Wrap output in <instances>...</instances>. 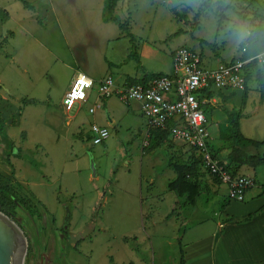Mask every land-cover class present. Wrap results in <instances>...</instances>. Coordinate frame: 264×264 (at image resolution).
<instances>
[{
    "label": "rangeland",
    "instance_id": "obj_1",
    "mask_svg": "<svg viewBox=\"0 0 264 264\" xmlns=\"http://www.w3.org/2000/svg\"><path fill=\"white\" fill-rule=\"evenodd\" d=\"M103 1L0 0L7 12L0 20V183L39 212L12 206L25 236L23 264H181L183 243L195 233L207 236L223 218L225 188L207 171L200 169L194 207L168 190L175 178L168 161L188 159L191 150L172 140L152 148L138 104L126 108L111 97L95 114L77 105L66 114L60 101L76 72L136 81L143 71L132 52L146 73L169 72L171 52L183 45L208 65L261 57L248 68L245 91H226L217 119L225 122L220 105L231 107L240 93V133L252 142L246 149L264 152V0H120L113 22L101 19ZM123 109H133L131 122L124 124ZM92 123L108 129L104 143H91ZM208 130L210 149L226 168L229 146L213 126ZM240 174L254 178L248 167ZM255 175L264 183V164ZM191 212L205 222L191 224ZM217 246L200 264H231L242 253L235 239Z\"/></svg>",
    "mask_w": 264,
    "mask_h": 264
},
{
    "label": "built area",
    "instance_id": "obj_2",
    "mask_svg": "<svg viewBox=\"0 0 264 264\" xmlns=\"http://www.w3.org/2000/svg\"><path fill=\"white\" fill-rule=\"evenodd\" d=\"M254 59L261 61V57ZM251 60L253 58L205 66L196 51L176 48L171 55L170 73L154 77L146 85H120L111 76L103 77L96 85L97 99L88 111L94 113L101 108L103 101L116 97L123 104H139L147 130L165 129L172 122L169 139L194 150L200 156L203 169L226 187L228 200L241 202L245 193L254 187L255 179L252 176L232 174L211 152L212 136L204 110L208 100L203 97L202 90L214 88L242 91L244 67ZM93 85L91 78L77 72L61 101L64 112L67 114L74 105L85 103ZM108 137L109 131L106 128L96 124L90 126L92 144H101Z\"/></svg>",
    "mask_w": 264,
    "mask_h": 264
},
{
    "label": "crops",
    "instance_id": "obj_3",
    "mask_svg": "<svg viewBox=\"0 0 264 264\" xmlns=\"http://www.w3.org/2000/svg\"><path fill=\"white\" fill-rule=\"evenodd\" d=\"M217 62H218V60H217ZM208 63H211V61ZM210 66H213V65H210ZM105 70L106 71L108 70L107 66H105ZM170 71H171V67H170ZM170 71L169 72H158V73H170ZM107 75H108V73H107ZM105 76H104V74L96 76V77L89 76L94 81V86H93L92 90L89 91V93H88L87 101L83 104L77 105L78 109H81L82 107L87 106V111H88V108L91 107L95 103V101L97 99L96 98L97 94H95L94 99L90 100L92 97V91L96 92L97 83ZM114 80L116 81V78H114ZM116 83L122 84L123 81H121V80L118 82L116 81ZM213 90L214 91L212 93V97L208 100L207 106L211 107L210 108L211 111L207 113V117L209 120V127L213 126L215 128V130H214L215 133H218L219 126L222 123H221V121H218V119H217L218 118L217 106L223 100H225L226 91H221V90L218 91L215 89H213ZM65 92L63 93L62 97L64 96ZM235 94L238 95V99L235 97ZM235 94L231 98L230 102H231V105H233L234 107L237 108V106L240 105V102L238 100H241V98L239 96L240 93H235ZM110 99L104 101L102 107H105V105L107 104V102ZM131 103H136V102H130L128 104H122V105H124V106H126V108H128L131 105ZM136 104H138V103H136ZM138 106H139V104H138ZM99 110H102V108ZM139 110H140V106H139ZM97 111L98 110H96L92 114H95ZM122 113H123V117H126V119L124 120V124H125L126 120L131 119V117L134 116V114H132V113H134L133 109H123V112H121V114H119V115H122ZM119 115H117V116H119ZM140 116L142 117L141 112H140ZM69 118H70V120L67 121L68 123L70 121H72L73 119H75V114H73V116L69 117ZM112 121L113 120H111L109 118V123H112ZM128 122H131V121L128 120ZM140 123H142V122H140ZM92 124H95V123H92ZM101 127H104V126H101ZM104 128H106V127H104ZM1 135H0V137H1ZM88 136H89V133H88ZM0 153L2 154L1 155L2 158H6V154L4 153L3 148H0ZM3 153H4V155H3ZM220 153L222 154V152H220ZM226 155H227V151L225 152V157H226ZM1 157H0V159H1ZM243 167H248V166H240L237 168L236 165H231V169L232 170H234V168H235V170L237 169L238 174H240V170ZM248 168L254 172L253 176L256 180V182H255L256 185H255L254 189L247 192L244 199L240 203H238L237 201L236 202L229 201L226 198L224 199L225 201L221 205L222 214L220 215L223 218L219 219L220 223L216 222L217 224H215V229L212 230V232H210V234H208L207 236H203L202 234L195 233V234H193V236L189 237V239L185 243H183L182 248H180V250L182 252V257H183V264H200V263H202L205 260L206 249L208 247H213L214 245L220 246V244L227 239H229V240L235 239L236 242L239 245H241V248H242L241 254L239 251L237 254H233V257L235 259H231L232 260L231 264H264V190H260L261 188L262 189L264 188V183H262L263 181H261V180H260V182L258 181V179L255 175V168H251V167H248ZM223 186H224L223 184H218L217 188L221 189ZM224 188L226 191L225 186H224ZM226 194H227V191H226ZM247 197L249 199L246 200ZM238 204H240V205H238ZM242 212L243 213L249 212L248 217L242 218L241 216H238V218H237V216H235L233 214V213L241 214ZM190 217H192V223L191 224L199 225V224L205 222V217H202L200 215V213L191 212ZM193 231H195V230H192V232ZM185 236H187L186 233H184V237ZM243 240H247L246 243H248V244L243 245V243H245ZM206 243H207V245L205 246ZM208 254H209V252H208ZM247 255L249 256V259L246 258Z\"/></svg>",
    "mask_w": 264,
    "mask_h": 264
},
{
    "label": "trees",
    "instance_id": "obj_4",
    "mask_svg": "<svg viewBox=\"0 0 264 264\" xmlns=\"http://www.w3.org/2000/svg\"><path fill=\"white\" fill-rule=\"evenodd\" d=\"M118 1L120 0H104L103 1L102 14H101V19L103 22L115 21V18L113 17L112 13ZM22 3L26 5L25 1H22ZM6 16H7V12L3 9H0V20L3 21ZM181 47L196 51L184 45L178 46L176 48H181ZM242 49H245V48H241V52L244 53L246 49L245 50H242ZM172 52L170 54V60H171ZM196 52L199 54L201 59L204 58L203 54L200 51H196ZM131 56L135 60L136 64L141 67L143 71V76L138 78V80L136 81H131V82L123 81V84L146 85V83H148L149 80H151L152 78L168 74V73H153V74L146 73L144 68L140 65V61H139L137 54L132 52ZM247 58L245 57L233 58L227 61H224L221 59V60H218V63L223 64L227 62H233L237 59L245 60ZM252 64H254V59L249 61L244 67V71H243L244 89L240 92L245 91L247 87L248 78H249L247 71H248V68ZM205 66H210V65L207 64ZM213 89L214 88H210V89L204 88L202 90L203 97L209 100L212 97V93L214 91ZM215 90H218V89H215ZM227 91H233V90H227ZM244 99L245 97L242 98V100ZM26 101L29 102V100L27 99ZM205 105L207 106L208 103H206ZM220 107L225 113L226 119H225V122L219 126L218 132L220 134V140L224 143H227L229 146L228 152L225 158L227 161V165H228L226 166V168L229 169L232 174H238L237 169L236 170L235 168L234 170L231 169V165H236L237 168L240 166H248L251 168H256L257 166L264 164V152L261 155H253V154L248 153L246 149L248 146L252 144V142L250 140L243 138V136L240 133L239 112L238 110H236V107L232 105L231 107H228L223 104H221ZM205 114L207 115L206 110H205ZM171 125H172V122L168 123L165 129H158V128L148 129V131L151 134L152 148H157L161 146L166 140H170L169 139V127ZM4 128H5V121L0 116V135L3 134ZM191 153L192 154L190 155L188 159H176L173 161L172 160L168 161V166L172 168L175 172V178L167 184V188L169 191L175 192L178 196L184 197L189 206H194L196 203V199L200 193L201 180L203 176L202 173L200 172V169H203L202 167L203 165L201 163L200 156L196 155L195 151L192 149H191ZM218 160L221 163L224 162L221 159H218ZM210 176L212 177V181L214 183L221 184V182L218 181L214 176H212L211 174ZM3 181L6 182V179L0 175V182L3 183ZM9 190L10 189H8L6 186L0 183V212L8 216L10 219L14 220V211H13L12 206L18 202L24 206L25 210L30 215L39 216V212L36 210L35 207L30 206V204H25L22 198H19L16 195L12 194ZM32 208L34 209L32 210ZM127 264H135V263L129 262ZM181 264H183V259H181Z\"/></svg>",
    "mask_w": 264,
    "mask_h": 264
},
{
    "label": "water",
    "instance_id": "obj_5",
    "mask_svg": "<svg viewBox=\"0 0 264 264\" xmlns=\"http://www.w3.org/2000/svg\"><path fill=\"white\" fill-rule=\"evenodd\" d=\"M25 247L19 225L0 212V264H23Z\"/></svg>",
    "mask_w": 264,
    "mask_h": 264
},
{
    "label": "bare ground",
    "instance_id": "obj_6",
    "mask_svg": "<svg viewBox=\"0 0 264 264\" xmlns=\"http://www.w3.org/2000/svg\"><path fill=\"white\" fill-rule=\"evenodd\" d=\"M76 73H77V72H76ZM76 73H75V74H76ZM82 73H83V72H82ZM75 74H74V75H75ZM84 74H85V73H84ZM87 76H88V75H87ZM106 76H110V75H106ZM73 77H74V76H73ZM73 77H72V79H73ZM88 77H89V76H88ZM89 78H90V77H89ZM72 79H71V81H72ZM71 81H70V84H71ZM92 81H93V80H92ZM93 82H94V81H93ZM115 83H116V82H115ZM70 84H69V86H70ZM116 84H117V83H116ZM122 84H123V83H122ZM122 84H120V85H122ZM69 86H68V88H69ZM93 86H94V85H93ZM67 90H68V89H67ZM91 90H92V89H91ZM91 90H90V91H91ZM65 93H66V92H65ZM96 94H97V91H96ZM62 98H63V97H62ZM96 98H97V97H96ZM107 100H108V99H107ZM61 101H62V99H61ZM105 101H106V100H105ZM103 102H104V101H103ZM103 102H102V106H103ZM60 104H61V103H60ZM102 106H101V108H102ZM91 107H92V106H91ZM89 108H90V107H89ZM89 108H88V110H89ZM101 108H100V109H101ZM97 110H99V109H97ZM88 112H89V111H88ZM91 114H92V113H91ZM91 125H92V124H91ZM91 125H90V126H91ZM107 130H108V129H107ZM89 132H90V129H89ZM88 138L90 139V133H89ZM107 139H108V138H107ZM107 139H106V140H107ZM106 140H105V141H106ZM105 141H104V142H105ZM102 143H103V142H102ZM102 143H101V144H102ZM93 145H94V144H93ZM97 145H98V144H97Z\"/></svg>",
    "mask_w": 264,
    "mask_h": 264
},
{
    "label": "clouds",
    "instance_id": "obj_7",
    "mask_svg": "<svg viewBox=\"0 0 264 264\" xmlns=\"http://www.w3.org/2000/svg\"><path fill=\"white\" fill-rule=\"evenodd\" d=\"M237 38H238V39L240 38L239 35L237 36Z\"/></svg>",
    "mask_w": 264,
    "mask_h": 264
}]
</instances>
